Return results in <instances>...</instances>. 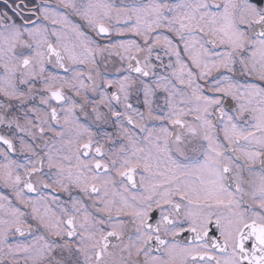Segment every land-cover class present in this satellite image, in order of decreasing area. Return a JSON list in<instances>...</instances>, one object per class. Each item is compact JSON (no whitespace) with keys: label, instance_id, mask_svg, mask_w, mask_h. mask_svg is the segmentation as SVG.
<instances>
[{"label":"snow or ice","instance_id":"6c2138e0","mask_svg":"<svg viewBox=\"0 0 264 264\" xmlns=\"http://www.w3.org/2000/svg\"><path fill=\"white\" fill-rule=\"evenodd\" d=\"M0 264H264V0H0Z\"/></svg>","mask_w":264,"mask_h":264}]
</instances>
